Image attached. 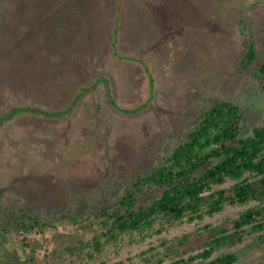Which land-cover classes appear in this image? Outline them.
I'll return each mask as SVG.
<instances>
[{"label": "rangeland", "instance_id": "rangeland-1", "mask_svg": "<svg viewBox=\"0 0 264 264\" xmlns=\"http://www.w3.org/2000/svg\"><path fill=\"white\" fill-rule=\"evenodd\" d=\"M8 1L0 0V113L18 104L61 111L99 73L112 78L122 106L149 100L150 83L142 68L112 55L113 0H25L17 11L12 6L19 0ZM124 2L119 50L152 65L154 103L136 116L120 115L100 84L71 118L31 116L1 129L0 264H148L144 259L151 247L165 253V245L176 238L237 218L259 204H228L213 216L172 228L158 224L145 237H109L93 214L77 224L62 218L44 231L6 237L4 229L13 228V214L22 208L46 214L85 206L92 210L90 203L118 193L153 167L169 134L185 132L216 98L255 97L257 118L264 114V92L255 74L264 62V0ZM242 18L259 50L256 66L243 74ZM261 235L249 227L242 243L214 256L234 252L237 264H264Z\"/></svg>", "mask_w": 264, "mask_h": 264}, {"label": "trees", "instance_id": "trees-1", "mask_svg": "<svg viewBox=\"0 0 264 264\" xmlns=\"http://www.w3.org/2000/svg\"><path fill=\"white\" fill-rule=\"evenodd\" d=\"M10 1L8 4H11ZM113 1L116 19L112 55L117 60L142 68L150 83L149 100L134 107L122 106L116 101L112 78L99 73L88 86L81 87L70 106L61 111L33 105L9 106L0 113V131L10 121L25 117L33 116L41 120L71 118L86 95L96 92L100 84L105 85L107 96L120 115L136 116L153 105L156 79L152 65L141 56L127 55L119 50L125 2ZM25 4V0H19L12 7L17 11ZM239 24L244 40L239 72L243 74L256 66L259 50L252 28L246 27L243 18ZM255 74L264 92V62L256 68ZM259 104L255 97L214 99L208 108L196 115L185 132L169 134L155 154L153 167L141 173L128 186L120 188L118 193L105 195L95 204L90 203L93 204L92 210L85 206L81 211L65 208L62 212L46 214L22 208L19 214H13V228L4 229L6 237L44 231L62 218L77 224L91 214L101 221L109 237H145L158 224L163 228H172L185 220L195 222L205 215L213 216L228 204L248 205L256 201L258 206L249 208L237 218L217 226L206 225L195 233L176 238L165 245V253L151 247L150 255L144 259L148 264H237L239 257L234 252L214 255L242 243L249 227L262 233L261 240L264 242V114L257 118L255 109ZM143 106L145 108H141ZM228 181L234 182L230 189L223 187ZM216 187L219 188L216 190ZM140 197L145 201H141Z\"/></svg>", "mask_w": 264, "mask_h": 264}, {"label": "crops", "instance_id": "crops-1", "mask_svg": "<svg viewBox=\"0 0 264 264\" xmlns=\"http://www.w3.org/2000/svg\"><path fill=\"white\" fill-rule=\"evenodd\" d=\"M124 9H126L125 7H124ZM120 46V45H119Z\"/></svg>", "mask_w": 264, "mask_h": 264}]
</instances>
